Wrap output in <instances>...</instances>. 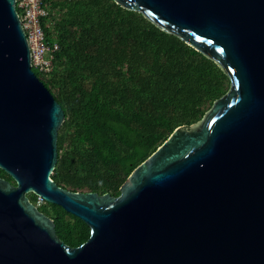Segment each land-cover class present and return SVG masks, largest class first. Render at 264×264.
Here are the masks:
<instances>
[{
    "label": "water",
    "instance_id": "obj_1",
    "mask_svg": "<svg viewBox=\"0 0 264 264\" xmlns=\"http://www.w3.org/2000/svg\"><path fill=\"white\" fill-rule=\"evenodd\" d=\"M214 59L229 90L120 187L52 174L66 115L32 66L16 0H0V264H264V0H114ZM31 194L91 229L71 246Z\"/></svg>",
    "mask_w": 264,
    "mask_h": 264
},
{
    "label": "trees",
    "instance_id": "obj_2",
    "mask_svg": "<svg viewBox=\"0 0 264 264\" xmlns=\"http://www.w3.org/2000/svg\"><path fill=\"white\" fill-rule=\"evenodd\" d=\"M54 69L38 76L62 105L52 174L72 191L120 194L132 171L179 126L200 121L230 88L212 58L114 0H49ZM0 176L12 178L2 169ZM37 202L36 195L31 196ZM40 209L71 246L91 229L62 206Z\"/></svg>",
    "mask_w": 264,
    "mask_h": 264
},
{
    "label": "built area",
    "instance_id": "obj_3",
    "mask_svg": "<svg viewBox=\"0 0 264 264\" xmlns=\"http://www.w3.org/2000/svg\"><path fill=\"white\" fill-rule=\"evenodd\" d=\"M17 9L26 31L32 54V66L41 74H50L54 69V53L59 43L47 36L52 10L49 0H16ZM41 197L37 204L40 206Z\"/></svg>",
    "mask_w": 264,
    "mask_h": 264
},
{
    "label": "rangeland",
    "instance_id": "obj_4",
    "mask_svg": "<svg viewBox=\"0 0 264 264\" xmlns=\"http://www.w3.org/2000/svg\"><path fill=\"white\" fill-rule=\"evenodd\" d=\"M33 195H34V194H31L30 196H33ZM39 201H40L41 204H45V203H46L44 200H40V199H39Z\"/></svg>",
    "mask_w": 264,
    "mask_h": 264
}]
</instances>
